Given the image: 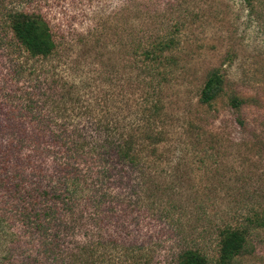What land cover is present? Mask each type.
Listing matches in <instances>:
<instances>
[{
    "label": "rangeland",
    "instance_id": "obj_1",
    "mask_svg": "<svg viewBox=\"0 0 264 264\" xmlns=\"http://www.w3.org/2000/svg\"><path fill=\"white\" fill-rule=\"evenodd\" d=\"M10 7L45 17L55 56L27 58L3 19ZM167 31L180 42L156 95L167 139L160 144L166 158L156 180L175 183L172 196L182 205L195 195L205 200L201 217L214 226L191 236L207 255L217 254L219 226L243 225L247 242L235 264H264V0H0V264H22L15 212L22 206V129L34 131L42 114L48 129L55 127L56 102L26 110L31 89L22 66L43 76L42 94L52 92L49 84L64 88L70 123L89 127L109 101L117 107L127 99L131 107L124 115L136 108L144 91L136 88L133 42ZM213 68L225 74L224 91L202 105L199 92ZM231 95L244 100L239 109L230 106ZM110 111L119 114L118 108ZM190 123L194 132H204L197 146ZM196 149L211 154L206 164L191 163ZM142 226L145 235L155 229L153 223ZM158 249L155 264H175L172 247Z\"/></svg>",
    "mask_w": 264,
    "mask_h": 264
},
{
    "label": "trees",
    "instance_id": "obj_2",
    "mask_svg": "<svg viewBox=\"0 0 264 264\" xmlns=\"http://www.w3.org/2000/svg\"><path fill=\"white\" fill-rule=\"evenodd\" d=\"M2 13L27 58L56 55L57 44L43 15L12 7ZM179 42L168 31L138 36L131 63L139 79L136 88L144 95L128 115L127 99L117 107L110 101L102 105L103 114L89 127L70 123L64 88L49 84L52 92L42 94L43 76L30 68L26 73L22 66L31 89L25 103L28 113L39 103H57L55 127L49 130L50 120L42 114L34 131L22 129V206L15 210L22 224V264H155L158 248L165 246L173 248L175 264H235L245 248L247 228L219 226L217 254L210 257L191 236L214 226L210 218L201 217L205 200L195 195V201L184 200L182 205L172 196L175 183L156 180L166 158L160 144L167 140L160 128L163 105L156 95L168 81L171 53ZM224 82L220 68L209 70L199 103L211 105L223 94ZM228 102L239 109L244 100L231 95ZM117 108L119 114L111 113ZM190 126V140L197 146L204 132ZM210 156L196 149L191 163L206 164ZM146 223L155 229L145 235L141 227Z\"/></svg>",
    "mask_w": 264,
    "mask_h": 264
}]
</instances>
